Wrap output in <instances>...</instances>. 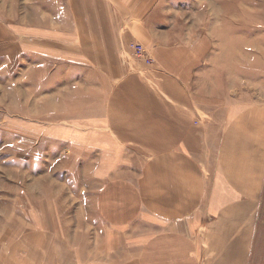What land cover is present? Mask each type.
I'll use <instances>...</instances> for the list:
<instances>
[{
  "label": "crops",
  "instance_id": "obj_1",
  "mask_svg": "<svg viewBox=\"0 0 264 264\" xmlns=\"http://www.w3.org/2000/svg\"><path fill=\"white\" fill-rule=\"evenodd\" d=\"M61 3L63 21L45 24L42 33L34 27L30 36L63 49L70 63L61 60L47 73L67 79L57 87L62 97L76 91L83 100L82 111L65 117L71 123L50 133L96 154L94 186L87 189L95 201L87 213L92 225L80 221L77 230L92 226L95 243L103 234V247L122 250L120 264H260L264 103L240 106L210 94L203 78L211 56L207 34L168 42L165 24L150 17L155 4ZM132 41L143 44L150 61L131 57ZM32 236L40 239L29 252L34 264H92L80 247L73 256L68 242L45 230ZM17 262L10 256L0 264Z\"/></svg>",
  "mask_w": 264,
  "mask_h": 264
},
{
  "label": "rangeland",
  "instance_id": "obj_2",
  "mask_svg": "<svg viewBox=\"0 0 264 264\" xmlns=\"http://www.w3.org/2000/svg\"><path fill=\"white\" fill-rule=\"evenodd\" d=\"M143 1L145 6L156 5L150 17L165 24L168 42L207 34L211 56L203 78L208 79L210 94L228 104L264 103V0ZM49 6L52 14L45 15L43 9ZM57 6H62L61 0H0V262L15 256L17 264L26 258L34 264L29 252L40 239L32 235L45 230L54 241L68 242L73 256L80 247L82 259H92V264H120L122 250L103 247V234H97L101 242L95 243L92 226L89 231L77 230L92 225L87 213L95 201L87 189L94 186L96 154L80 152L50 135L54 127L71 123L65 117L84 108L76 91L61 96L57 87L67 79H52L53 73H47L61 60L70 63L63 49L54 50L30 36L34 27L42 33L45 24L63 21ZM19 21L24 23L14 24ZM14 28H23L28 35L19 37ZM131 44H143L128 43L131 57L141 60ZM89 108L85 103V111ZM261 203L264 216V200ZM256 241L263 264L264 228L256 232Z\"/></svg>",
  "mask_w": 264,
  "mask_h": 264
},
{
  "label": "built area",
  "instance_id": "obj_3",
  "mask_svg": "<svg viewBox=\"0 0 264 264\" xmlns=\"http://www.w3.org/2000/svg\"><path fill=\"white\" fill-rule=\"evenodd\" d=\"M131 49L132 52L134 53V56L137 58H142V59H146L148 61H150V59L147 57L143 46L139 45V44H131Z\"/></svg>",
  "mask_w": 264,
  "mask_h": 264
}]
</instances>
